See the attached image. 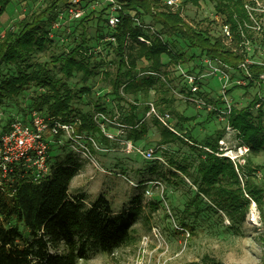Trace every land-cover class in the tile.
Listing matches in <instances>:
<instances>
[{"label": "rangeland", "instance_id": "obj_1", "mask_svg": "<svg viewBox=\"0 0 264 264\" xmlns=\"http://www.w3.org/2000/svg\"><path fill=\"white\" fill-rule=\"evenodd\" d=\"M113 1L118 5L119 0ZM11 2L0 17V37L13 22L33 11H39L50 0ZM107 2L111 1L81 0L74 6L81 11L78 17H72L69 13V2L67 5L60 2L56 10L61 12V17L48 25L51 41L47 42L43 50L32 52L28 57L29 64L48 63L52 54H58L70 44V32L76 26L77 33L83 31L91 44L90 61L97 64L98 73L83 80L80 72H73L65 79L74 94L70 101L71 107L88 115L93 121L101 113L127 126L119 132L115 125L105 121L102 122L103 127L99 125L101 132L77 131L79 122L76 119L68 121L75 122L76 133L91 134L96 141V146L89 140L82 142L96 159L93 163L75 152L66 136L52 137L48 132L45 134L46 140H50L47 150L49 166L60 161L75 164L79 168L69 183L68 192L105 194L113 210L128 214L131 227L136 229L134 244L117 247L111 253L88 249L87 257L79 259L77 264H186L204 254L227 264H261L264 256V222L260 219L257 204L244 193L249 199L247 207L241 206L240 211L230 212L215 197L203 195L199 191L196 170L199 149L193 148L191 144L213 142L218 132V147L219 139L224 141L222 147L226 148L242 144L237 131L227 128V109L229 106L245 107L257 99V104L250 111L255 115L259 108L264 122V79L261 83L254 82L245 87L246 80L239 72L226 68L220 62L210 65L204 63L206 56L199 55L198 49L189 47L178 34L168 35L152 22L149 14L140 11L137 17L143 31L149 35L158 33L173 51L182 52L187 62L174 65L163 54V79L160 77V81L151 87L122 84L119 97H116L111 93V80L115 76L117 62L115 45L108 37H100L96 29L99 10ZM160 4H166L172 10L180 8V14L187 24L205 28L210 34L222 37L224 17L216 11L213 1L197 0L194 3L176 0L171 3L170 0H160ZM242 4L248 12L249 22L245 23L246 29L241 33V40H224L228 46L244 53L248 62L264 64V0H242ZM109 7L105 9L103 17L115 12ZM93 11L94 15L79 24L81 18ZM102 23L109 30L106 22ZM146 66V61L138 60L134 70L135 83L145 75ZM214 67H219L220 71H214ZM1 72L9 75L16 73L17 69L12 64L2 65ZM52 73L61 76L56 68H52ZM183 74L195 76L198 87L196 94L203 102L192 99ZM41 91L29 84L13 99L5 97L0 105V124L13 116H26L34 111L33 101ZM149 102L153 103L156 111L169 112L171 122L182 136L180 139L160 142V124L154 115L148 114ZM143 128L144 134L131 141L138 150L127 151L126 142L131 139L134 130ZM147 148L153 150L149 158L141 152ZM175 163L185 166L186 173L178 171ZM244 164L249 167L245 170L247 180L261 187L264 194V150L255 155L247 152ZM149 180H159L161 186H145L143 183ZM240 180L243 185L241 176ZM146 187L151 188L150 195H145ZM19 228L23 229L22 225Z\"/></svg>", "mask_w": 264, "mask_h": 264}, {"label": "trees", "instance_id": "obj_2", "mask_svg": "<svg viewBox=\"0 0 264 264\" xmlns=\"http://www.w3.org/2000/svg\"><path fill=\"white\" fill-rule=\"evenodd\" d=\"M12 0H0V17L11 5ZM70 0H50L49 4L39 11L24 16L5 31L0 37V105L4 98L13 99L29 84L41 91L33 101L34 110L42 112L49 121L79 122L77 131H97L100 127L88 115L72 108L70 101L74 94L69 90L66 80L73 72H80L83 80L98 73L97 64L90 61L91 44L84 37L83 31L77 33L76 26L70 32V44L58 54H52L48 63H28L29 54L43 50L49 38L51 22L61 17L56 10L61 2L67 5ZM197 3V0H184ZM218 13L223 15L228 25L231 42H239L249 22V15L242 0H210ZM112 2H107L97 15L96 29L100 37L114 35L116 73L111 80V93L119 97L122 86L151 87L160 76L145 74L135 83L134 70L138 60L147 63L146 70L161 74L163 68L162 55L169 58V63L181 65L187 62L182 52L173 51L158 33L147 34L142 27L133 23L140 11L150 15L152 22L169 34H178L189 47L199 50L211 60H218L227 67L240 73L246 80L245 87L254 82H262L260 75L264 73V64L251 62L246 65L247 74L239 65L244 63L245 54L235 47L228 46L221 36H214L202 27L187 24L180 14V8L172 10L168 5L160 4V0H119L118 21L113 28L106 30L107 18L102 14ZM69 6V5H67ZM94 11L81 18L79 24ZM49 25V26H48ZM138 37H143L140 40ZM12 64L17 72L2 74L1 66ZM56 68L61 76L52 73ZM240 87V86H239ZM87 90L83 88L82 90ZM257 104L253 99L245 107H231L227 114V125L238 133L241 143L248 147L250 154H258L264 150V122L259 108L256 114L251 108ZM77 117V118H76ZM11 119V118H10ZM0 124V134L10 121ZM160 124V142L168 143L182 136ZM145 129L134 130L131 141L139 139ZM205 141L204 145L193 142L198 148L196 170L199 175V191L211 198L215 197L225 204L230 212L247 207L251 197L259 208L260 219L264 222L263 189L247 180L248 165H238L224 156L215 154L217 139ZM208 147L211 151H207ZM48 173L33 179L31 168L11 166L2 176L0 168V264H77L79 259L87 257V250L111 253L115 248L132 245L136 241V229L131 227V218L125 212H115L110 200L100 193L90 198L84 191L69 193V183L79 172L75 164L57 162L50 167ZM178 171L186 173V167L175 163ZM13 167V168H12ZM247 167V168H246ZM5 176L8 178L6 180ZM240 176L244 183L241 184ZM89 201V202H87ZM261 205L263 207L261 208ZM170 213V212H169ZM232 214V213H231ZM242 216L244 211L241 212ZM22 225L23 229L19 228ZM186 264H227L212 255L204 254L197 260ZM261 264H264V256Z\"/></svg>", "mask_w": 264, "mask_h": 264}, {"label": "built area", "instance_id": "obj_3", "mask_svg": "<svg viewBox=\"0 0 264 264\" xmlns=\"http://www.w3.org/2000/svg\"><path fill=\"white\" fill-rule=\"evenodd\" d=\"M81 0H70L69 1V13L72 17H78L81 13L79 8L76 6ZM112 5L109 7L111 10H115V12L110 13L107 18V26L109 28H113L118 21V5L113 1ZM171 3H174L176 0H170ZM134 24L139 23L138 17H134L133 19ZM110 41L113 43L115 42L114 35H106ZM140 40H144L143 37H138ZM222 39H229L231 40L230 30L227 24H223L222 26ZM225 41V40H224ZM227 43V42H226ZM213 62H220L218 60H211L208 57L205 58L204 63L212 64ZM221 63V62H220ZM251 62H248L246 59L244 63L240 64L239 67L243 68L244 74H247L246 65ZM223 66L227 67L225 64L221 63ZM179 68V67H178ZM214 71L219 72V67H214ZM143 74H152L155 76H160L162 79L163 77L161 74L145 70ZM185 77V81L187 82L186 85L191 92L192 99L196 102H203V100L198 97L196 92L198 91L197 82L195 81V76L192 74H183ZM262 80L264 79V73L260 75ZM245 80V79H244ZM230 106L227 109V112L230 111ZM148 114L154 115V117L167 129L179 134L173 122H171V116L168 111L165 112H158L155 110L153 103L149 102V109ZM95 123L101 127H103L102 122H110L112 125H115L117 130L122 132L127 126L120 124L117 120L110 119L104 114H99V116H95L94 118ZM75 122H68V121H60V120H52L49 121V118L45 116L44 113L38 111H31L26 116L24 115H16L13 116L7 124V128L0 134V168L2 173H6L7 171H11V164L12 166L21 167L24 169L31 168V172L33 173V179L36 180L44 174L48 173V165H47V150L50 140H46L45 134L48 132L52 137H57L58 135L66 136V139L69 141L71 146L74 148V151L85 157L90 163L96 161V159L91 155L90 149L88 146L84 145L82 142L90 141L91 144L96 146V141H94L91 134L86 133H76L74 130ZM110 125V124H108ZM227 128L233 130L231 126L227 125ZM109 137H112L111 134H108ZM59 141V140H58ZM83 144H81L80 143ZM220 144L217 147V151L215 152L218 156H224L230 159L235 169L238 171V165L241 166L245 163V155L248 152V147L245 144H240L234 148H226L223 146L224 141L222 139L218 140ZM127 151L131 152L136 150L135 145L131 140L126 142ZM205 150L211 151L210 148L204 147ZM138 150V149H137ZM136 150V151H137ZM145 157L149 158L152 156L153 150L152 148H147L145 150H141ZM13 168V167H12ZM130 183L131 180H130ZM145 186L156 187L158 188L161 186V182L159 180H149L143 183ZM137 186V184H135ZM145 195L151 194V188L146 187L144 189ZM147 197V196H145Z\"/></svg>", "mask_w": 264, "mask_h": 264}, {"label": "crops", "instance_id": "obj_4", "mask_svg": "<svg viewBox=\"0 0 264 264\" xmlns=\"http://www.w3.org/2000/svg\"><path fill=\"white\" fill-rule=\"evenodd\" d=\"M86 193L89 195L90 198H94V197L96 196V195H92V194H91L90 192H88V191H87Z\"/></svg>", "mask_w": 264, "mask_h": 264}]
</instances>
